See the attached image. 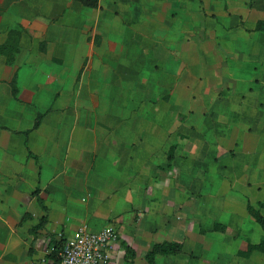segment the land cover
Returning a JSON list of instances; mask_svg holds the SVG:
<instances>
[{
	"label": "crops",
	"instance_id": "crops-1",
	"mask_svg": "<svg viewBox=\"0 0 264 264\" xmlns=\"http://www.w3.org/2000/svg\"><path fill=\"white\" fill-rule=\"evenodd\" d=\"M263 65L264 0H0V264H47L45 241L81 224L116 228L103 264L206 234L208 264H229L228 223L194 215L205 184L231 185L200 162L232 159L212 145L230 127L258 142ZM244 237L235 255L264 264Z\"/></svg>",
	"mask_w": 264,
	"mask_h": 264
},
{
	"label": "rangeland",
	"instance_id": "rangeland-1",
	"mask_svg": "<svg viewBox=\"0 0 264 264\" xmlns=\"http://www.w3.org/2000/svg\"><path fill=\"white\" fill-rule=\"evenodd\" d=\"M204 73L207 74L206 69ZM262 117H264V105L262 108ZM258 131V142L256 144H248L242 140L243 134L240 128L230 127V129L226 131V136L220 135L216 139L217 142L212 145H215V151H217V144H220L223 148H231V153H233L232 159L226 161L224 160L226 157H220L214 160L205 159L200 162L201 170H205V172L209 170L217 171L212 179L218 181L219 186L223 185L225 180L229 181L231 185V191L223 193L218 191L217 186L212 185L209 187L205 184L199 197L201 198V202H203V196L206 194L205 196H207V199L200 208L198 213L199 218L194 215L195 221L198 220L200 222L201 228H208L209 221L212 218L227 222L230 228H242L239 233L230 228L227 229L226 231H228L229 239H225V236L220 234L219 230L215 234L220 242L216 247L220 248L222 252H226V254H223L224 256L219 257L226 259V262L229 264H249L244 258L236 256L234 253L235 249L237 250V248L244 244V233L248 236L249 240L254 242L264 237V232L260 225L246 210L247 203L249 202L254 205V207L258 208L264 216V207L257 206L259 201L264 202V126L262 128L260 126ZM227 139L229 141L232 140V143L229 144ZM250 145H254L256 149L249 148ZM212 152L213 149L209 147L208 151H201V154H204V157L208 158L207 156H210ZM211 157L213 158V156ZM171 158V155H169L168 166L171 163ZM202 179L201 176L200 186ZM210 196H216V198H208ZM217 196L222 199H217ZM223 199L226 203L223 202ZM210 235L211 234H206L205 236L195 238L193 241L191 238H189V240L186 239L184 245L182 242H179L182 244L183 248L180 253L175 255L178 258L186 259L187 263L184 264H208V259L211 260L212 257L211 252L208 251V249L212 247ZM213 235L214 234H212V236ZM169 259H171V257L167 258L165 255H157L155 261L156 264H166Z\"/></svg>",
	"mask_w": 264,
	"mask_h": 264
},
{
	"label": "built area",
	"instance_id": "built-area-1",
	"mask_svg": "<svg viewBox=\"0 0 264 264\" xmlns=\"http://www.w3.org/2000/svg\"><path fill=\"white\" fill-rule=\"evenodd\" d=\"M118 238L112 224L99 231H91L86 224L79 225L64 241L58 264H103L110 258V249ZM47 240V239H46ZM50 240L45 241V252L52 251ZM47 264H53L47 261Z\"/></svg>",
	"mask_w": 264,
	"mask_h": 264
},
{
	"label": "trees",
	"instance_id": "trees-1",
	"mask_svg": "<svg viewBox=\"0 0 264 264\" xmlns=\"http://www.w3.org/2000/svg\"><path fill=\"white\" fill-rule=\"evenodd\" d=\"M87 3V0H84ZM89 4L93 5L94 2H89ZM262 22H258L256 28H261ZM259 206L264 207V203H259ZM247 213L264 229V216L261 214L260 210L250 203L246 206ZM214 230L226 231V227L221 223H215L213 226ZM65 238H52L50 241V246L52 247V251L47 255L53 262V264H58L60 261L59 253L63 249ZM125 250V257L127 262L129 259H133L135 256L134 250L128 246L126 243H122ZM182 244L176 241H161L154 242L150 248V250L146 253L145 259L150 264L154 263V258L156 255H175L182 251ZM257 251L264 254V238L260 239L257 243H248L245 251H241L242 255L248 256L251 252Z\"/></svg>",
	"mask_w": 264,
	"mask_h": 264
}]
</instances>
